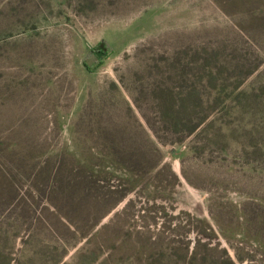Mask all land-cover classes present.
<instances>
[{"label":"rangeland","instance_id":"1","mask_svg":"<svg viewBox=\"0 0 264 264\" xmlns=\"http://www.w3.org/2000/svg\"><path fill=\"white\" fill-rule=\"evenodd\" d=\"M191 92L215 110L179 141L165 94ZM3 120L127 194L69 224L23 184L0 264H264V0H0ZM111 147L160 162L129 175Z\"/></svg>","mask_w":264,"mask_h":264},{"label":"trees","instance_id":"2","mask_svg":"<svg viewBox=\"0 0 264 264\" xmlns=\"http://www.w3.org/2000/svg\"><path fill=\"white\" fill-rule=\"evenodd\" d=\"M250 26L255 28L254 24ZM88 70L87 66H83ZM204 68V67H203ZM253 70H248L245 76L251 75ZM215 80L217 78L215 77ZM215 82H218L215 81ZM242 81L234 82L237 87ZM223 88V85L220 84ZM199 89L205 90L201 85ZM220 89V88H219ZM216 86L210 88L211 93L220 91ZM165 90H163V93ZM167 94V93H166ZM165 94V114L162 123L165 126L171 125L182 127L181 132H175L179 141L191 137L206 123L212 111L215 110L214 100L202 99L192 96V92L178 102H173ZM216 102V101H215ZM214 106V108H213ZM177 107L180 113H175ZM198 110L194 118L190 115L189 109ZM16 121L10 123L0 121V207L17 213L23 209L28 218L32 214L33 207L26 198H19L18 190L23 184H27L29 191L38 202L44 200L53 213L64 222L71 224L77 221L81 214L85 218L98 215L96 222L101 215L110 212L115 205L127 194L121 185L112 186L110 180L103 174V167L94 162L88 166L67 162L65 156L57 154L52 157L47 156V151L38 144L37 133L22 130V122L19 130L14 129ZM172 124V125H173ZM122 139V138H121ZM108 143L116 142V139L106 138ZM124 153V152H123ZM120 150L110 148L111 157L116 159L119 155L126 158L124 164L117 163L129 175L144 174L147 169L154 170L160 162L159 154L155 148L146 152L133 150L123 155ZM42 155L43 157H40ZM121 156V157H122ZM44 158V159H41ZM153 159L156 163L142 160ZM40 162H43L40 163ZM150 165L146 168L144 165ZM155 171V170H154ZM19 198V200H18ZM128 206V205H127ZM21 223H25V219ZM95 219V217H94ZM50 226V224H49ZM51 227V226H50Z\"/></svg>","mask_w":264,"mask_h":264}]
</instances>
